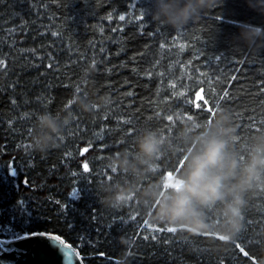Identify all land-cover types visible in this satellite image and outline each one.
Segmentation results:
<instances>
[{
	"label": "trees",
	"instance_id": "obj_1",
	"mask_svg": "<svg viewBox=\"0 0 264 264\" xmlns=\"http://www.w3.org/2000/svg\"><path fill=\"white\" fill-rule=\"evenodd\" d=\"M149 7L0 0V238L57 235L84 264H116L118 237L131 241L130 264H259L264 196L251 198L235 243L183 227L168 232L142 213L100 203L98 184L114 178L106 159L131 149L145 129L174 141L183 121L203 126L221 108L238 126V147L264 129V44L237 40L245 25L264 28V0H220L179 32L154 23ZM74 95L113 103L85 113L69 103ZM44 111L70 113V123L60 147L42 155L29 151L28 139ZM182 152L177 145L160 171L176 168Z\"/></svg>",
	"mask_w": 264,
	"mask_h": 264
},
{
	"label": "clouds",
	"instance_id": "obj_2",
	"mask_svg": "<svg viewBox=\"0 0 264 264\" xmlns=\"http://www.w3.org/2000/svg\"><path fill=\"white\" fill-rule=\"evenodd\" d=\"M219 3L220 0H149L148 11L154 23L179 32ZM237 40L249 48L264 44V28L245 25ZM91 75L92 69L86 68L85 78ZM71 100L85 113L97 107L106 109L113 103L108 95L95 100L74 95ZM69 123L70 113H38L29 130V151L43 155L59 148ZM237 132L231 113L223 108L217 109L203 126L183 121L174 141L159 130L145 129L131 149L124 148L106 159L114 178L97 186L102 193L101 205L112 211L132 209L133 214L142 213L148 222L165 228L183 227L198 235H218L223 243H235L245 228V211L251 198L264 196V129L254 133L242 148L236 144ZM177 145L183 146V164L173 168L176 175L169 182L159 162L168 155L175 156ZM176 181L178 187L165 188V184ZM117 242L122 254L116 264H130L127 250L131 241L118 237Z\"/></svg>",
	"mask_w": 264,
	"mask_h": 264
},
{
	"label": "water",
	"instance_id": "obj_3",
	"mask_svg": "<svg viewBox=\"0 0 264 264\" xmlns=\"http://www.w3.org/2000/svg\"><path fill=\"white\" fill-rule=\"evenodd\" d=\"M59 237L48 233H33L14 238H0V264H84L76 249Z\"/></svg>",
	"mask_w": 264,
	"mask_h": 264
},
{
	"label": "snow or ice",
	"instance_id": "obj_4",
	"mask_svg": "<svg viewBox=\"0 0 264 264\" xmlns=\"http://www.w3.org/2000/svg\"><path fill=\"white\" fill-rule=\"evenodd\" d=\"M120 20H124L125 17L124 16H120L119 17ZM161 47H163V45H161ZM224 95H227V93H225ZM69 103H72V101H70ZM209 111H212V109H209ZM169 120L172 119L171 116L168 117ZM188 119H191V117H188ZM262 123H264V121H262ZM238 139V137H237ZM182 164L183 162H181L180 164H178V166L176 167V169H178L179 167H182ZM176 169H173L171 171H167L164 175L165 177L169 180V182H171V180L174 178V176L176 175ZM85 170H87V165H85ZM178 187L179 186V181H176L175 184H171V183H168V184H165V188L167 187ZM159 230V229H158ZM168 232H175L176 229L175 228H166L164 229ZM51 239L53 240H59V243L61 245H63L65 248H69V245H67L62 239H60L59 237H50Z\"/></svg>",
	"mask_w": 264,
	"mask_h": 264
}]
</instances>
